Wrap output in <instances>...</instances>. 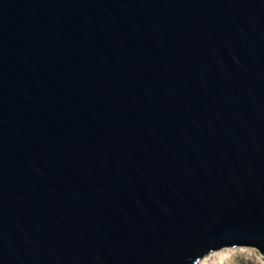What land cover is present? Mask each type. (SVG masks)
I'll return each mask as SVG.
<instances>
[{"label": "water", "instance_id": "95a60500", "mask_svg": "<svg viewBox=\"0 0 264 264\" xmlns=\"http://www.w3.org/2000/svg\"><path fill=\"white\" fill-rule=\"evenodd\" d=\"M264 254V0H0V264Z\"/></svg>", "mask_w": 264, "mask_h": 264}, {"label": "rangeland", "instance_id": "374dc122", "mask_svg": "<svg viewBox=\"0 0 264 264\" xmlns=\"http://www.w3.org/2000/svg\"><path fill=\"white\" fill-rule=\"evenodd\" d=\"M199 264H264V254L255 247H223L209 252Z\"/></svg>", "mask_w": 264, "mask_h": 264}, {"label": "bare ground", "instance_id": "6f19581e", "mask_svg": "<svg viewBox=\"0 0 264 264\" xmlns=\"http://www.w3.org/2000/svg\"><path fill=\"white\" fill-rule=\"evenodd\" d=\"M200 261H202V259H201ZM200 261H199L197 264H199V263H200Z\"/></svg>", "mask_w": 264, "mask_h": 264}]
</instances>
